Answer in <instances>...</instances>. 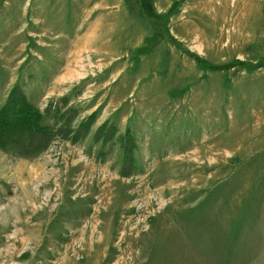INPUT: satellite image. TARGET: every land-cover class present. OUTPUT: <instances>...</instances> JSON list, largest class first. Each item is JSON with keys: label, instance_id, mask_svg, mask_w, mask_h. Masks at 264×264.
Here are the masks:
<instances>
[{"label": "rangeland", "instance_id": "374dc122", "mask_svg": "<svg viewBox=\"0 0 264 264\" xmlns=\"http://www.w3.org/2000/svg\"><path fill=\"white\" fill-rule=\"evenodd\" d=\"M0 264H264V0H0Z\"/></svg>", "mask_w": 264, "mask_h": 264}]
</instances>
